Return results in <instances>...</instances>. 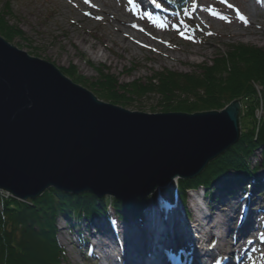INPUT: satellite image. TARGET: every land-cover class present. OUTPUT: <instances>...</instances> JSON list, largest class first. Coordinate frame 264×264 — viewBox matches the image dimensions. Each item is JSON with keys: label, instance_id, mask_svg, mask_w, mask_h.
Wrapping results in <instances>:
<instances>
[{"label": "water", "instance_id": "water-1", "mask_svg": "<svg viewBox=\"0 0 264 264\" xmlns=\"http://www.w3.org/2000/svg\"><path fill=\"white\" fill-rule=\"evenodd\" d=\"M240 101L222 111L145 114L100 101L0 36V190L49 189L120 202L192 180L241 137Z\"/></svg>", "mask_w": 264, "mask_h": 264}, {"label": "rangeland", "instance_id": "rangeland-1", "mask_svg": "<svg viewBox=\"0 0 264 264\" xmlns=\"http://www.w3.org/2000/svg\"><path fill=\"white\" fill-rule=\"evenodd\" d=\"M93 1L99 9L104 8V3L112 5L113 9L105 17L102 13L100 14L93 10L94 8L90 6ZM7 3H10L9 10L6 9ZM263 3L264 0H227L226 3L222 2V0H187V2L184 0L183 3L179 4V7L183 4L180 7L181 9L173 15L165 11L170 8V4L166 3L164 4L166 9L161 13L155 8L154 4H151L153 7H150L149 2L144 4L143 11L139 9L134 12L132 3L129 0H90V3H85L83 0H0V13L8 15L7 20L10 26L17 27L24 33L23 38L15 36L13 41H7L11 46L25 52L32 58L54 65L74 84L86 89L97 97L91 85L97 82L99 78L98 70L100 69H104L106 74L116 77L120 84H131L135 81H141V83L145 84L155 74L165 71L182 74L199 72L200 67L211 65L216 58L229 52L230 48L235 45L244 44L264 50ZM228 5L239 9L240 14L246 17L248 23H243L238 18L234 8L228 7ZM86 13H90V15H86ZM110 14L120 17L126 24H117L111 27L113 19ZM97 17H101V19H97ZM220 17H226V19ZM116 27L121 28L123 33V36L117 38L118 41L121 40L123 42L119 41L120 43L129 45V49L125 50L110 41L104 47L100 45L98 37L106 34H111L114 37L117 30ZM209 33H212V35H209ZM125 35L133 36V38L129 41L124 37ZM91 45L94 46L92 50L94 55L88 49ZM96 54L106 55L108 60L96 61L92 58H95ZM72 68L76 69L78 75L84 77L86 81L79 82L77 76L69 74L67 70L71 71ZM257 92H261L259 86H257ZM102 102L116 105L108 101ZM240 103V129L242 135L244 132H248L250 120L248 116H245L244 102L240 101ZM116 106L131 112H142L145 114L162 113V107H159V98L154 96L145 99L142 103H134L131 107ZM262 116L260 109L256 113V124L261 122ZM261 153V150L257 151L250 160L252 166L260 168L258 177H264ZM228 176L232 177L233 175L229 174ZM179 181H174L169 186L164 187L159 193L155 192L148 197L149 199L146 198L145 200L148 201L147 208L145 205L141 214L143 216L141 217L140 215L139 218L136 217L124 221L116 212L119 217L117 220L113 217L110 205H106L104 210L105 217L108 216L109 219V215L112 216L110 221L101 214L99 221H95L94 224L81 223L80 230L73 229L74 225L68 221L66 215H61L57 220L56 226L57 241L64 251L62 264H95L96 262L93 263L94 258L90 260L91 263L85 259L93 256L92 254L88 256L87 251H85L86 247L79 242L77 233L81 232L86 239L91 237V242L95 245L94 242L99 232L108 231V227L105 226H109L111 223L116 224L115 227L120 230L119 232L126 236L127 245L128 238H136V233H133L132 236L128 235L133 232V227L137 231L140 230L147 240V242L145 241L146 245L150 249L149 238L153 239V236L150 235L153 230L148 229V231V226L145 228L142 223L148 220L147 210L153 204H160L159 206L162 205L161 208H164L167 204L176 206L179 202H182L185 208L189 210L190 196L195 197L201 209L199 213L193 206L191 211H187L189 213H187L189 222L194 221V218L197 219L198 216L199 219L207 220L209 214H211V224L206 225V222L202 221L204 224L203 229L209 231H213L211 226L218 219L214 215L212 216V212L210 213V209H207V206L215 207L216 215L218 214L217 216L223 220L224 224L219 227L217 232L213 231L217 235L216 238H218L215 239L213 235L211 236L210 241L213 243V247L218 244L220 233L224 232V234H227V231V243L232 244V242H235L234 240H237V243L242 238L240 237L241 234H244L245 223H243L244 221L241 218L242 214L249 215L248 210L246 211L243 208L239 215L233 214L228 207L224 206V203L232 207L236 206V204H239V207L256 205V208H260L261 204L263 205L264 203V179L262 180L261 178L258 182L254 179L243 180L230 188L225 186L224 183L219 184L212 191H209L210 193L203 187H198L196 188L198 189V195L193 192L194 189L189 190L188 193L186 192L185 201L181 199L180 195L177 196ZM171 191L174 193L172 197H170ZM257 191L261 192V196L258 195ZM204 193L208 195L207 199L199 200V195L203 196ZM155 195L156 197L154 198ZM7 198H11V196H7ZM223 208H226L225 211ZM252 209L262 212L258 218V227L256 226L255 230L264 227V209H255V207ZM170 210L174 209L171 208ZM206 214L208 215L207 217ZM231 217L234 221L230 223L228 228L224 225L227 224L228 218L231 219ZM152 221L154 220L152 219ZM72 222H74L73 219ZM97 222L100 223L97 225ZM153 229L157 232H162L163 228L159 225V222L156 223L155 221ZM190 233L192 236V232ZM153 234L155 236L154 231ZM158 238H160L159 234L157 235ZM212 240H215V242H212ZM163 241L167 242L164 239ZM110 245L113 249L116 248L112 242ZM187 245H189L190 251L188 259L189 262H192L193 257L201 255L197 254V251L201 252L203 247H198L196 243H194L195 248L191 244ZM233 248V246L228 248L227 253L231 252ZM216 252L218 251L216 250ZM201 253L205 254L206 251ZM258 256L260 254L253 257ZM178 257H180L179 254L173 258V261ZM229 261L235 262L236 259H229Z\"/></svg>", "mask_w": 264, "mask_h": 264}, {"label": "trees", "instance_id": "trees-1", "mask_svg": "<svg viewBox=\"0 0 264 264\" xmlns=\"http://www.w3.org/2000/svg\"><path fill=\"white\" fill-rule=\"evenodd\" d=\"M6 9H10V3ZM8 17L0 13V36L9 42L15 36L23 38L24 33L10 26ZM198 71L194 74L165 71L155 74L145 84L141 81L120 84L116 77L100 69L97 82L91 85L99 100L125 108L152 96L158 97L162 113L222 111L236 100L244 102V113L250 120L248 132L229 151L212 161L200 176L179 181L177 191L183 201L187 191L198 187L209 192L219 184L259 179L260 168L250 162L259 150L264 166V50L235 45ZM67 72L77 76L79 82L86 81L74 68ZM257 86L261 88L260 93ZM260 109L263 116L256 124ZM147 202H120L111 197L99 199L91 194L73 195L55 189L28 203L0 194V264H62L64 251L57 241L56 226L61 215L74 221H92L94 215L103 214L106 205H111L118 216L128 221L139 218Z\"/></svg>", "mask_w": 264, "mask_h": 264}, {"label": "bare ground", "instance_id": "bare-ground-1", "mask_svg": "<svg viewBox=\"0 0 264 264\" xmlns=\"http://www.w3.org/2000/svg\"><path fill=\"white\" fill-rule=\"evenodd\" d=\"M91 3L92 4H90V6L94 8L93 10L97 13H100V14L102 13L105 17H107L110 11L113 9L112 5H109V4L107 5L104 3L103 4L104 8L99 9L96 6L94 1ZM110 17H112L113 19V23L111 24V27L117 24H126L125 21H123L120 17H115L114 14H110ZM121 36H123L122 30L121 28H117L116 33L114 34V37L111 34L109 35L106 34V35L98 37V40L100 42V45H102L103 47L108 41H110L114 45L117 44L118 46L122 47L125 50L129 49L130 48L129 45H127L126 43L125 44L120 43L119 41L121 40L118 41L117 38ZM124 37L128 39L129 41H131V38H133V36L129 37L128 35H125ZM88 49L92 52V50L94 49V46L91 45ZM92 55H94V53ZM92 58L96 61H107L108 60V57L103 54L102 55L96 54L95 58L94 57ZM197 190L198 189H194L193 192L197 194ZM105 198H109V197H105ZM204 199H205L204 194L203 196L199 195V200H204ZM140 201H143V200H137L135 202H140ZM129 203H132V202H129ZM197 203L198 202L195 199V197L193 198L192 196H190V201H189L190 209L189 210L188 208H185L182 202H179L178 205L171 207L172 209H174L172 211L171 210L166 211L167 209H169V207L164 206V208H161L162 205L159 206L160 204L159 205L153 204L147 210L148 215H149L147 216L148 220L142 224L144 225L145 228L146 226H148L147 230L151 229L154 231L155 233L154 242L156 244H159V243L161 244L163 239L167 241L166 243H164V245L162 244L163 245L162 251L156 252L155 254V260L157 264H171L172 263L171 258L173 259L179 254L177 250L179 249V243L182 241L179 235H186L187 238L189 237V243L191 244V246L194 247V243H196L198 247H203L201 249V252L204 250H209V249L210 250L213 249L215 252L216 250L218 251L217 253H210V255L208 256L205 255L204 253L202 254L201 252L197 251V254H201L200 257H197V258L193 257V262L189 264H210L209 262L212 260H215L212 264H216V263L235 264L233 261H229V259H236L237 251L243 250V251L248 252L250 251L252 247H256L257 244L259 245V241L257 240V238L255 236H251V234H254L256 232L255 229L258 227V218L260 214L262 213L260 210L258 211V210L252 209L254 207L255 209H260V208H256L257 207L256 205H253L254 207L252 205H245V206L239 207L240 205L236 204V206L232 207L231 205L228 206L227 203H224V206L228 207L230 212H232L233 214L236 213L239 215L242 212V208L245 209L246 211L248 210L249 215L246 216L243 213L241 218L244 221L243 223H245V227L243 228V230L249 233L251 237H248L245 239V235H243L240 241H238L237 243L235 241V242H232V244H229L227 243L228 242V231L226 232L227 234H224L223 232V233H220L221 236L219 238L220 240L218 244L212 247L213 243H211L210 241L211 236L213 235L214 237H217V235L213 233V231L217 232L219 230V227L223 226L224 224L223 220L219 218V216H217L218 214L216 215L215 207L207 206V209H210V213L212 212V216L214 215L218 219V221L213 224V227H212L213 231L203 229L204 224L203 222H201V219H199V216L197 217V219H194V221L189 222L187 215L189 214L188 212L191 211V207L194 206L193 208H195L196 210L201 209L199 208V205ZM146 208H147V204H146ZM225 209L226 208H223L224 211ZM218 211H219V208H218ZM112 213L116 214V211H114V208H112ZM152 219L154 221H152ZM207 220H205L206 225H209V223L211 224L212 222L211 214H209ZM155 221L156 223L159 221L163 223L164 228L162 229V232H157L153 229L155 225ZM233 221L234 220L232 219V217L231 219L228 218V222L224 226L229 228L230 223ZM88 224H91V223H88ZM133 229H134L133 232L129 233L128 235L132 236L133 233H136L137 235L135 239H131V237L128 238V245H127V239L125 235L121 233H109L107 230H105L103 233L101 231L99 233L100 236L97 235L98 237L96 238V241L94 242L97 250L94 249L95 245H92L94 249L92 251V255L94 258L93 263L96 262L95 264H148L147 261L148 260L151 261V258H152V255H151L152 250L147 249V245H146L147 240L145 236L143 235V233L140 230L138 231L135 230L134 227ZM190 232H192V236ZM158 234L160 237V241L159 239H157ZM89 241H92L91 237H89ZM111 242L113 243V245L116 246L115 249H113V247L110 245ZM150 242H153V239L149 238V243ZM90 243L92 244V242ZM231 246L234 247L233 250L227 253V249L231 248ZM246 264H264V257L261 261H258L255 263L251 261Z\"/></svg>", "mask_w": 264, "mask_h": 264}, {"label": "snow or ice", "instance_id": "snow-or-ice-1", "mask_svg": "<svg viewBox=\"0 0 264 264\" xmlns=\"http://www.w3.org/2000/svg\"><path fill=\"white\" fill-rule=\"evenodd\" d=\"M129 2L131 3L132 0H129ZM222 2L226 3L227 0H222ZM85 3H90V0H85ZM228 7H233V8H234V6H232V5H228ZM234 11H236L238 18H239L243 23H245V24L248 23L246 17H244L242 14H240L239 9H235V8H234ZM86 15H90V13H86ZM220 18H222V19H226V17H220ZM97 19H101V17H97ZM229 22H230V21H229ZM209 35H212V33H209Z\"/></svg>", "mask_w": 264, "mask_h": 264}, {"label": "built area", "instance_id": "built-area-1", "mask_svg": "<svg viewBox=\"0 0 264 264\" xmlns=\"http://www.w3.org/2000/svg\"><path fill=\"white\" fill-rule=\"evenodd\" d=\"M0 194H1L2 196L6 197V198H7V196H10V194H8V193H6V192H3V191H1Z\"/></svg>", "mask_w": 264, "mask_h": 264}]
</instances>
